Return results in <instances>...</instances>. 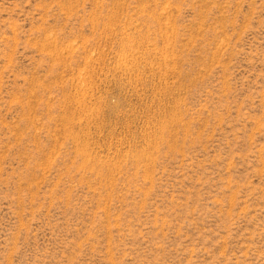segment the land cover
Here are the masks:
<instances>
[{"label": "rangeland", "instance_id": "1", "mask_svg": "<svg viewBox=\"0 0 264 264\" xmlns=\"http://www.w3.org/2000/svg\"><path fill=\"white\" fill-rule=\"evenodd\" d=\"M0 264H264V0H0Z\"/></svg>", "mask_w": 264, "mask_h": 264}]
</instances>
